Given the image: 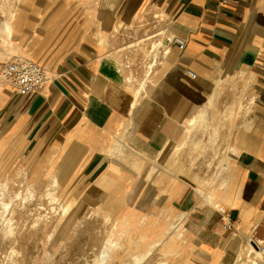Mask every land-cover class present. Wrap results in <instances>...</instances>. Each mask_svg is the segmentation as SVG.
<instances>
[{"label": "crops", "instance_id": "0c3cea01", "mask_svg": "<svg viewBox=\"0 0 264 264\" xmlns=\"http://www.w3.org/2000/svg\"><path fill=\"white\" fill-rule=\"evenodd\" d=\"M18 7L15 44L54 79L30 95L0 85V168L40 170L62 188L110 194L105 210L113 216L128 215L136 200L152 209L147 214L179 219L174 264L248 261V246L264 239V0H24ZM160 36L145 73L142 48L128 44ZM176 37L184 49L167 43ZM221 97L255 107L247 116L235 117L237 107L217 114ZM203 114L210 137L224 129L221 120L230 122V164L213 187L218 207L165 156L181 142L179 152L193 146L190 123Z\"/></svg>", "mask_w": 264, "mask_h": 264}, {"label": "rangeland", "instance_id": "374dc122", "mask_svg": "<svg viewBox=\"0 0 264 264\" xmlns=\"http://www.w3.org/2000/svg\"><path fill=\"white\" fill-rule=\"evenodd\" d=\"M9 1L12 3L16 0ZM35 1L37 0H32V2ZM13 5L20 8L18 3ZM35 5L38 7L39 3ZM38 10L43 11L44 9L38 8ZM52 13L49 10L48 16L45 15L43 19L47 20ZM19 17L20 13L16 17L17 22H20ZM26 20L37 22L38 18H26ZM148 27L150 29L152 25L149 24ZM18 29L15 32L14 41L17 40ZM39 29L40 25H38V31ZM162 37L160 36L158 41L150 39L145 42L141 40L128 44H139L138 48H142L146 59L144 62L145 73L151 64L150 61L147 62L152 56L151 49L162 42ZM1 52H3L2 39H0ZM17 55L25 56V53L19 51ZM0 61H2L0 76L3 78V64L6 59L0 57ZM126 63L124 60L123 64ZM130 74L129 76H132L133 79L134 75ZM2 82L1 79V84H4ZM226 92L230 97L233 91L226 90ZM235 97L234 94L232 99ZM232 99L221 97L216 104L215 112L226 114L231 108L236 109L237 107L235 117L242 113L247 116L246 113L251 112L255 107L254 104L235 105L234 102L232 103ZM235 123L236 120L232 125ZM224 125H221L223 127L219 126L224 129L218 131L217 140L214 143H211V137L208 135L213 131L206 132L193 128L197 129L192 135L193 146L187 145L185 151L179 152L184 148V141L178 147L172 148L169 155L165 154V156H169V162H173L175 155L180 156L178 161L182 166V172L179 173L195 182L197 191L200 189L199 182L203 184L208 181L212 182L208 190H204L203 195L208 193L211 190L210 187H214L218 182V176L222 170L220 165L227 156L226 147L231 143V136L226 135L230 122L227 121ZM223 131L224 133H222ZM40 172V170L27 168H0V264H97L111 236L113 234L117 236L121 232L119 230L126 224H129L130 229L126 230L128 235L124 239L123 250L116 253L111 264H133L134 254L145 248L150 242L161 238L169 226L171 227L169 233L163 237L166 242L174 235H177L178 239L182 237V231L175 232L176 226L180 229L182 224L179 219L170 218L167 215L147 214L152 209L148 208L146 202L143 206V203L136 200L129 201L131 207L125 209H130L128 215L120 216L121 212L115 213L117 216L112 215L111 220L106 221L99 213L102 209L107 210L106 207L112 198L110 194L98 195L92 192L88 193V188L75 190L74 187L62 188L59 185L55 190L49 180L40 176ZM49 193H55L58 200L52 201ZM61 203L68 205L69 213L66 216L63 215ZM157 207L162 208L159 205ZM163 209L166 214V206ZM140 239H144V242L140 243ZM170 240V243L174 242ZM173 244L170 245V250L166 253L162 251L163 244L159 245L142 264H174L179 255V249L175 250L179 242L176 241V246L172 249ZM254 257L255 255L252 253V257L247 259L248 262L245 260L239 264H250V259L252 260Z\"/></svg>", "mask_w": 264, "mask_h": 264}, {"label": "bare ground", "instance_id": "6f19581e", "mask_svg": "<svg viewBox=\"0 0 264 264\" xmlns=\"http://www.w3.org/2000/svg\"><path fill=\"white\" fill-rule=\"evenodd\" d=\"M17 1V2H16ZM14 2L11 3V1L9 0H0V39H2V49L3 52L0 53V57L3 59L8 60L11 55H17L19 53V49L16 47L15 41H14V35L15 32L17 31V29L19 28V22L16 21V17L18 15L19 10L18 8H15V6L13 5L14 3H18L20 4H24V0H16ZM159 45H157L158 47ZM155 47V49L157 48ZM21 52V51H20ZM2 61H0L1 64ZM149 74V73H147ZM1 79L3 80V78L0 76V85H1ZM3 83V82H2ZM5 84V83H4ZM143 88V87H142ZM212 100V99H211ZM203 112V111H202ZM233 112V111H232ZM207 115V114H206ZM200 116V115H199ZM198 118V117H197ZM212 121L209 120V118L207 116H205V114H203L200 117V120L198 121H193L191 122V127L190 129L193 128H197L200 130H205L207 131L208 128L211 126ZM224 126V121L221 120L220 125ZM219 128V127H217ZM217 132L218 129L215 130V132L213 133V135L210 138L211 143L216 142L217 140ZM232 155H237L236 151H231ZM230 152V153H231ZM178 157H180L179 155H175L173 162H169L170 167L173 168L177 173L182 172V166L180 165L179 161H178ZM230 158L231 156H227L222 164L220 165L222 170L221 173L223 172V170L229 166L230 164ZM180 159V158H179ZM219 169V168H218ZM220 173V175H221ZM220 175L218 177H220ZM193 178V177H192ZM196 178V177H195ZM197 179V178H196ZM51 185L53 186V188H58L59 186L57 185L55 179H51L50 180ZM212 184V182L208 181L205 184L199 182V186L200 189L197 191L199 192L200 196L204 199V201L207 203H211L216 205L217 207L219 206V202L216 200V197L213 193L212 188L210 187L211 190H209L208 193H206L205 195H203L204 190H208V187ZM59 190V189H58ZM50 196V199H52V201H56L58 199H56V194L55 193H49L48 194ZM16 197V196H15ZM62 204V203H61ZM8 206V204L6 205V207ZM62 211H63V215L66 216L69 213V208L67 204H62ZM101 208V207H100ZM101 215H103V217L105 218L106 221L111 220L112 215L109 212H106L104 209L100 210ZM170 226L167 228V231L162 234L161 238H158V240H155L153 242H150L145 248H142L140 250H138L133 257V264H142L146 258L148 256H150L152 254V252L154 251V249H156L159 245L163 246L162 251L163 252H167L169 251V247L171 244L175 243L178 240V236L174 235L172 236L169 240L170 241H174L173 243H170L169 240L166 242V240L163 238L164 236L167 235V233H169L170 231ZM127 229H130L129 224H126L124 226V228L120 229L119 231H121L120 233H118V231H115V233H118L117 236H115L114 234L111 236V238L108 241V244L106 246V248L102 251L101 254V258L99 260V262L97 264H111L113 259L115 258L116 253H118L120 250H123L124 247V239L126 237V235H128V232H126ZM144 242V239H140V243ZM248 254H249V258L252 257V253H254L255 257L252 258V260L250 259V264H263L262 262V255L261 252L259 251V249L255 248L254 246L249 245L248 248ZM247 257V256H246ZM248 262V261H247ZM130 264V263H129Z\"/></svg>", "mask_w": 264, "mask_h": 264}, {"label": "built area", "instance_id": "2783aa9c", "mask_svg": "<svg viewBox=\"0 0 264 264\" xmlns=\"http://www.w3.org/2000/svg\"><path fill=\"white\" fill-rule=\"evenodd\" d=\"M167 41V43L178 45L180 49L185 48L186 42L182 38L176 37L168 39ZM3 65V82L12 87L18 94H34L54 79V76L42 66L29 58L19 55L11 56ZM185 74L192 79L197 77L191 71H187ZM257 249L261 252L262 262L264 263V239Z\"/></svg>", "mask_w": 264, "mask_h": 264}]
</instances>
